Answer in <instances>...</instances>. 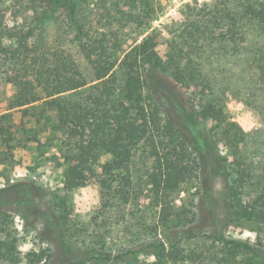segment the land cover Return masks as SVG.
<instances>
[{
    "label": "trees",
    "instance_id": "1",
    "mask_svg": "<svg viewBox=\"0 0 264 264\" xmlns=\"http://www.w3.org/2000/svg\"><path fill=\"white\" fill-rule=\"evenodd\" d=\"M99 1L90 3L98 5L93 15L82 0H0V60L5 64L0 70L13 90L8 109L22 108L24 124L49 126L65 136V192L97 178L103 198L129 205L146 196L158 212L155 234L169 241L173 226L186 220L174 195L196 181L200 208L216 228L214 240L264 261V249L224 234L242 220L264 230V171L247 161L248 133L225 111L224 87H217L210 69L213 56L207 54L214 48L207 49L204 40L210 25L241 41L253 27L264 29V0H213L211 19L202 13L205 4L197 8L198 1L192 0L178 12L184 32L168 38L153 28L161 0ZM58 17H64L66 31L49 43L44 33ZM67 45L88 63L94 85L87 86L79 65L66 55ZM257 70L264 74L263 60ZM196 99H202L198 108ZM12 116L0 115V164L11 160L17 147L20 131ZM25 130L26 143L39 142L38 135ZM139 152L152 163L146 191L136 189L132 171ZM104 155L112 159L101 165ZM254 185L256 197L245 198L244 189ZM30 190L12 184L0 191V205L1 194L14 191L19 197L28 191L29 196ZM21 206L23 215L33 214L31 201ZM150 246L165 249L161 241ZM68 253L70 258L111 261V255L97 251L75 253L69 247Z\"/></svg>",
    "mask_w": 264,
    "mask_h": 264
},
{
    "label": "rangeland",
    "instance_id": "2",
    "mask_svg": "<svg viewBox=\"0 0 264 264\" xmlns=\"http://www.w3.org/2000/svg\"><path fill=\"white\" fill-rule=\"evenodd\" d=\"M191 1L161 0L160 17L154 21L153 28L162 31L165 38L184 32V26L179 25L182 16L178 12L181 6ZM197 1V8L205 4L202 13L211 19L209 10L214 5L213 0ZM86 2L89 3L86 6L88 14L97 15L98 5L90 4L93 0H82L81 5ZM188 12L190 10L184 11L185 14ZM209 27L204 36L206 48L219 51L207 52L213 56L212 77L217 87H224L222 101L230 120L248 133L244 150L247 161L264 171V74L257 70L262 60L264 62V29L253 27L247 39L241 41L220 32V26ZM66 28L64 17H58L49 23L44 35L50 43ZM145 36H141L138 42ZM65 47L66 55L79 65L87 86L94 85L96 81L82 55L71 45ZM1 64L4 63L0 60V69H3ZM1 71L0 115L11 113L20 135L13 158L0 164V191L8 190L12 184L29 185L31 190L29 196L26 195L28 191L19 197L14 191L1 194L0 244L3 243L4 254L0 257V264H264L263 260L243 249L235 250L214 240L216 228L200 208V190L196 181L174 195V203L186 214L182 221L186 220L185 225L173 226L169 241L155 234L158 212L146 196L129 205L112 196L103 198L97 178L85 188L65 192L62 158L65 136L47 125L44 128L42 124H30L29 121L24 124L22 108L8 109L13 90ZM201 103L202 99H196L197 108ZM24 126L30 135H38L39 142L26 143ZM212 126L209 122L208 127ZM111 159V155H104L100 164ZM151 165L150 160L137 153L132 164L136 189H149L147 171ZM101 174L102 169L98 168V177ZM254 181L258 183L257 179ZM256 189L255 185L244 189V197L253 199L257 195ZM24 200L33 203L32 215H23L21 202ZM224 234L227 239L264 249V230L255 222L231 223ZM155 241L164 243L165 249L157 251L152 248L150 244ZM69 247L75 253L97 251L109 254L111 261H87L77 254L70 258ZM29 253L40 255L35 257ZM36 258L37 262H32Z\"/></svg>",
    "mask_w": 264,
    "mask_h": 264
}]
</instances>
